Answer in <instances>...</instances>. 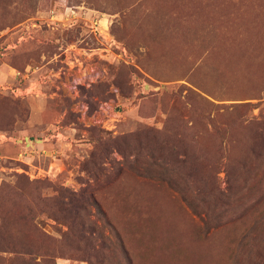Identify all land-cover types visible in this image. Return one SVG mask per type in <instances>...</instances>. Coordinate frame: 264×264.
I'll list each match as a JSON object with an SVG mask.
<instances>
[{"label":"rangeland","instance_id":"374dc122","mask_svg":"<svg viewBox=\"0 0 264 264\" xmlns=\"http://www.w3.org/2000/svg\"><path fill=\"white\" fill-rule=\"evenodd\" d=\"M0 264H264V0H0Z\"/></svg>","mask_w":264,"mask_h":264}]
</instances>
